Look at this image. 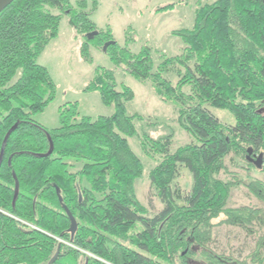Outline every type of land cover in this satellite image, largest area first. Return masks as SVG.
Wrapping results in <instances>:
<instances>
[{"label": "trees", "instance_id": "obj_1", "mask_svg": "<svg viewBox=\"0 0 264 264\" xmlns=\"http://www.w3.org/2000/svg\"><path fill=\"white\" fill-rule=\"evenodd\" d=\"M77 5L15 0L0 13V264H264V232L245 258L211 246L216 227L264 228L263 208H227L238 185L264 203V181L217 177L231 153L248 171L264 172L247 159L252 149L263 154L264 165V0L198 3L193 26L171 32L182 52L161 54L158 64L151 48L133 53L110 28L98 31L86 0ZM65 13L76 31L98 32L87 37L96 45L115 41L106 50L113 64L138 81H152L163 101L178 105V123L196 142L171 152L175 130L146 124L142 151L163 157L146 173L128 141L138 136L135 120H144L127 112L135 93L125 83L118 89L115 71L100 66L85 91L99 92L114 106L111 115L79 118L78 102H69L59 108L58 127L35 121L56 97V84L38 59L58 36ZM81 54L93 62L88 42ZM172 70L176 84L167 77ZM208 107L229 111L234 123L225 127ZM182 167L193 176L190 192L175 185ZM144 175L163 204L152 217L135 190ZM65 208L77 221L75 232ZM137 223L143 229L131 233Z\"/></svg>", "mask_w": 264, "mask_h": 264}, {"label": "rangeland", "instance_id": "obj_2", "mask_svg": "<svg viewBox=\"0 0 264 264\" xmlns=\"http://www.w3.org/2000/svg\"><path fill=\"white\" fill-rule=\"evenodd\" d=\"M78 1L70 0L74 8H77ZM86 1V11H92L90 20L96 24L98 31H107L110 28L115 41L122 47L127 45L133 53H138L143 47L151 48L154 62L158 64L161 61V54L176 56L183 50L181 40L173 36L171 32L180 28H191L196 5L212 3L216 0H96L97 8L95 10H93V0ZM166 4H175L174 10L156 11L158 6ZM48 8L55 13H60L53 7ZM69 18L68 13L62 14L58 36L49 42L38 59V63L49 70L56 84L57 92L55 99L46 109L33 117L35 121L49 130L58 127L60 124L59 108L69 102H78L79 118L111 115L114 112V106L104 104L99 92L85 91L95 76L96 67L100 66L115 71L118 89H120L121 83H125L135 93L133 101L127 104V112L131 115L142 116L144 120H135L138 136L128 138V141L134 152L143 161L146 173L163 160L161 156H147L141 149V129L146 124H165L175 130L171 152L181 146L196 142L178 123V105L163 101L156 94L152 81H138L127 72L124 65L115 66L103 48L106 43L98 46L88 40L87 37L90 33L76 31L70 25ZM86 42H88L89 55L93 60L91 63L86 61L81 54V47ZM167 77L173 84H176L179 79L175 70H172ZM184 90L186 93H190L189 87H185ZM208 108L225 127L234 123V117L229 111L214 107ZM250 157L257 159L258 154L252 153ZM225 164L226 170L217 175L225 182L246 179L247 176L264 181V172L255 169L248 171L245 168L246 161L234 153L226 157ZM175 185L180 187L183 192L192 190L193 176L188 169L181 168ZM135 190L138 199L147 209L148 217H152L163 208L160 199L152 194L151 183L146 175L136 180ZM179 203L181 202L179 201ZM244 206L264 209V203L254 197L244 185L235 186L231 190L227 208ZM142 229L143 225L137 223L131 233L139 232ZM252 230L253 232L250 233L239 226L216 227L211 246L218 253L245 258L254 249L258 235L264 232V228L259 223H255Z\"/></svg>", "mask_w": 264, "mask_h": 264}, {"label": "water", "instance_id": "obj_3", "mask_svg": "<svg viewBox=\"0 0 264 264\" xmlns=\"http://www.w3.org/2000/svg\"><path fill=\"white\" fill-rule=\"evenodd\" d=\"M14 1L15 0H0V13ZM97 33H98L97 31L91 32L88 35V37L93 38L94 36L97 35ZM114 43H115V41L106 42V44L103 47L104 50L106 51L108 49V47ZM250 154H252V149H249V151H248V155H247L248 161L250 163H253L257 168H261L263 166V154H259L257 159L251 158ZM65 210H66V213L69 216L70 221H71V231L75 232L77 229V221L68 208H65Z\"/></svg>", "mask_w": 264, "mask_h": 264}]
</instances>
